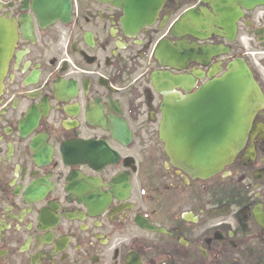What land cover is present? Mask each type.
<instances>
[{
	"label": "flooded vegetation",
	"instance_id": "obj_1",
	"mask_svg": "<svg viewBox=\"0 0 264 264\" xmlns=\"http://www.w3.org/2000/svg\"><path fill=\"white\" fill-rule=\"evenodd\" d=\"M0 25V264H264V105L208 177L160 132L165 101L236 59L264 97V4L0 0Z\"/></svg>",
	"mask_w": 264,
	"mask_h": 264
},
{
	"label": "water",
	"instance_id": "obj_2",
	"mask_svg": "<svg viewBox=\"0 0 264 264\" xmlns=\"http://www.w3.org/2000/svg\"><path fill=\"white\" fill-rule=\"evenodd\" d=\"M251 2L264 4V0ZM216 24L226 33L232 31L231 23L225 18ZM200 28L207 30L209 27L201 25ZM219 52V47H209L203 51V56L209 60ZM9 57L8 32L0 25V92ZM195 76L201 78L202 73H195ZM161 79L165 84V79ZM168 80L174 87L186 90H189L186 86L190 88L196 83L190 76H169ZM263 105L264 97L259 87L246 64L239 59L228 63L220 77L207 81L191 95H175L165 101L160 132L162 139L170 143L168 149L173 163L192 177L217 173L242 148L252 120Z\"/></svg>",
	"mask_w": 264,
	"mask_h": 264
}]
</instances>
